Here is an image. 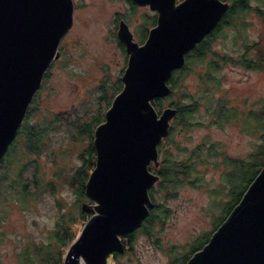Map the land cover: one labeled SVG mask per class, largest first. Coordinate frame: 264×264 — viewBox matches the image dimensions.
Here are the masks:
<instances>
[{
    "label": "rangeland",
    "instance_id": "rangeland-1",
    "mask_svg": "<svg viewBox=\"0 0 264 264\" xmlns=\"http://www.w3.org/2000/svg\"><path fill=\"white\" fill-rule=\"evenodd\" d=\"M224 1L230 4L229 0ZM247 1L249 8L238 9L222 20L209 38L203 58L189 62L178 76L174 94L162 99L161 110L171 106V100L189 102L188 95L199 101L189 122L173 124L169 138H162L168 158L190 164L189 171L180 173L178 183L170 185V190L155 192L154 201L160 204L162 216L152 222L148 233L138 229L129 247L114 257L109 254L106 264H170L191 244L202 243L220 224L217 216L226 197L229 159L247 158L260 141V127L246 119L245 114L251 108L257 110L264 100V0ZM72 2L71 24L60 39L58 55L48 66L47 79L36 96L37 117L68 111L67 118L71 119L76 113L86 115L97 109L104 116L109 105L103 101L98 105L99 86L107 84L104 93L110 96L114 88L108 84L121 77L127 60L117 36L119 23L124 22L133 40L141 43L140 35L145 36L153 25L149 17L156 16L147 4L132 5L128 0ZM257 41L259 45L254 44ZM241 54L255 60L263 58L261 67L238 63ZM224 57L230 60H222ZM212 60L218 68L209 67ZM218 97L234 105L237 112L220 123L207 109ZM69 133L64 120L48 131L49 145L55 153L48 155L46 149L38 156L46 176L60 163L67 171L81 164L85 139L74 140ZM64 149L68 153L60 157ZM160 160L158 153L157 162L149 163L153 173ZM31 171L30 167L27 173ZM77 198L65 182H60L54 192H41L26 206L11 197L0 198V264H18L23 245L46 239L61 213H77L82 206L90 215L95 201L86 194ZM56 200H60V205ZM83 223L78 218L72 224L76 236Z\"/></svg>",
    "mask_w": 264,
    "mask_h": 264
},
{
    "label": "water",
    "instance_id": "water-1",
    "mask_svg": "<svg viewBox=\"0 0 264 264\" xmlns=\"http://www.w3.org/2000/svg\"><path fill=\"white\" fill-rule=\"evenodd\" d=\"M156 11V22L137 43L124 22L117 30L127 53L122 87L93 131L95 163L85 194L95 201L62 264H106L124 250L120 234L141 225L158 179L157 144L167 136L175 108L158 112L174 69L220 20L224 0H133ZM72 0H0V156L21 124L43 74L58 55L72 21ZM184 264H264V164L239 201Z\"/></svg>",
    "mask_w": 264,
    "mask_h": 264
},
{
    "label": "trees",
    "instance_id": "trees-1",
    "mask_svg": "<svg viewBox=\"0 0 264 264\" xmlns=\"http://www.w3.org/2000/svg\"><path fill=\"white\" fill-rule=\"evenodd\" d=\"M229 1L230 5L228 9L215 26L193 48L185 53L184 65L172 71L167 80L171 90L166 97H170L174 94V89L178 82V76L182 70L188 68L187 64L194 58H203L205 51L209 48V38L214 34L216 28L221 26L222 20L226 18L229 13H234L238 9L242 10L249 8L247 0ZM149 21L150 24H155V14L149 17ZM146 35H140L142 42ZM254 44L259 45L260 43L257 41L254 42ZM192 51H196L197 54L192 55ZM222 60L227 61L230 60V58L224 57ZM236 61L248 67L259 68L263 63V58L259 57L255 60L241 54ZM209 67L218 68V64L212 60L210 61ZM47 75L48 72L46 69L41 84L30 101L14 138L10 141L5 152L0 156V198L7 199L11 197L22 206L28 205L32 199L37 198V196L43 191L49 190L50 192H54L60 186V182H65L72 187L75 194L78 196L77 199L85 197V182L95 163V149L92 141L93 131L94 128L104 119V116L98 109L91 114H89L91 111H87V116L84 112L76 113L75 117L71 119L67 118L68 115H70V112L68 111L57 112L50 117L46 115H40L37 117L35 115L37 110L36 96L45 83ZM211 79H214V76H211ZM106 85L107 84L102 83L99 86L100 95L97 99L99 106L102 101L107 105H110L113 96L122 87L121 77L118 76L116 81L112 84H108L109 86L112 85L114 88L113 93L110 96H107L104 93ZM188 96L190 99L189 102L186 103L171 100L170 105L175 108V115L172 118V124L169 126L167 133L168 137L166 138H169L173 126L176 123L186 125V123L189 122L188 117L196 109L199 101L192 98L190 95ZM163 98L164 97H154L152 100V103L158 112L161 110V102ZM207 109L213 120L219 123L228 118H232V116L237 114L236 107L228 104V102L222 97L215 98ZM245 118L252 120L260 127V141L257 144L256 149L251 152L247 158L235 157L229 159L230 170L226 173L225 177L227 182L226 197L219 205L221 209L219 212L220 214L217 216L218 219L220 218V223L226 218L232 207L239 201L248 184L264 164V100L257 110L252 108L249 109L245 114ZM63 120L65 121L67 129L70 131L69 136L72 139H85L86 144L83 147L84 155L82 156V162L73 170L69 171H67L65 166L60 163L58 164V167L52 171L51 175L46 176L38 162V156L46 149H48V155H54L55 152L49 145L47 134L55 123L58 124V121ZM157 149L161 160L158 167H154L153 169H155L154 172L158 175V180L154 186H151L148 189V194L152 203L149 206L148 215L144 217L138 228L120 234L124 248L125 246L129 247L132 243V239L138 229L148 233L152 222L158 220L162 216V213L160 212V204L154 201L155 192L158 190H170V185L178 183L180 173L186 174V172L189 171L190 164L176 162L168 158L163 140L158 142ZM67 153L68 149L62 150L60 157L66 156ZM30 167L32 171L28 174L27 171ZM151 168L152 167H149V169ZM60 203V200H56L57 205H60ZM78 208L77 213H61L59 219L56 221L55 227L49 230L46 239L30 240L25 243L22 249L18 252V264H62L67 246L76 237V229L72 227V224L77 222L78 218L85 221L89 217V214L84 207L80 206ZM223 212L225 213L224 215L222 214ZM215 229L216 227H214L209 234L211 235ZM208 237H206L202 243L191 244L188 251L176 256L170 264H184L194 251L202 247V245L208 240ZM110 254L114 257L118 252L112 251Z\"/></svg>",
    "mask_w": 264,
    "mask_h": 264
},
{
    "label": "flooded vegetation",
    "instance_id": "flooded-vegetation-1",
    "mask_svg": "<svg viewBox=\"0 0 264 264\" xmlns=\"http://www.w3.org/2000/svg\"><path fill=\"white\" fill-rule=\"evenodd\" d=\"M128 1H130V3H131L132 5L136 4L133 0H132V1H131V0H128ZM175 1L178 2L177 0H175ZM179 1H180V0H179ZM229 2H230V1H229ZM229 5H230V4L228 3V7H229ZM227 9H228V8H227ZM225 12H226V11H225ZM225 12H224V13H225ZM205 35H206V34H205ZM205 35H204V36H205ZM197 43H198V42H197ZM197 43H196V44H197ZM196 44H195V45H196ZM195 45H194V46H195ZM194 46H193V47H194Z\"/></svg>",
    "mask_w": 264,
    "mask_h": 264
}]
</instances>
